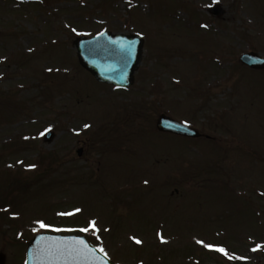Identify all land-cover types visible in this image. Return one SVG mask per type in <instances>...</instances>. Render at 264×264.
<instances>
[{
	"label": "rangeland",
	"instance_id": "374dc122",
	"mask_svg": "<svg viewBox=\"0 0 264 264\" xmlns=\"http://www.w3.org/2000/svg\"><path fill=\"white\" fill-rule=\"evenodd\" d=\"M102 31L145 40L126 90L77 64L73 39ZM250 52L264 56V0H0V252L22 264L35 234L89 228L115 264H264ZM161 114L203 137L159 134Z\"/></svg>",
	"mask_w": 264,
	"mask_h": 264
},
{
	"label": "water",
	"instance_id": "95a60500",
	"mask_svg": "<svg viewBox=\"0 0 264 264\" xmlns=\"http://www.w3.org/2000/svg\"><path fill=\"white\" fill-rule=\"evenodd\" d=\"M220 13V10L213 12ZM75 49L80 66L93 75L99 83L113 85L118 88H127L133 81V72L140 60L142 39L136 36L112 35L102 33L94 38H80L75 41ZM242 64L253 69H264V58L255 54L243 55ZM159 132L171 133L178 136L197 138L199 135L186 126H183L164 115L156 121ZM53 137L48 133L44 141L49 142ZM80 155V151L78 152ZM85 240L77 237H61L51 235H38L30 243L26 255V264H112L98 251L95 257L82 255L73 256L48 255L46 250L53 253L64 242ZM89 249H94L85 242ZM96 250V249H94Z\"/></svg>",
	"mask_w": 264,
	"mask_h": 264
},
{
	"label": "snow or ice",
	"instance_id": "6c2138e0",
	"mask_svg": "<svg viewBox=\"0 0 264 264\" xmlns=\"http://www.w3.org/2000/svg\"><path fill=\"white\" fill-rule=\"evenodd\" d=\"M87 127V125L85 126ZM79 211V210H77ZM65 215H70V214H65ZM91 226L95 225V221L90 222ZM39 227L41 229H48L50 226L44 224L43 222L39 223ZM52 231H71L68 229H59V228H52ZM79 231L81 232H88L89 228H82ZM135 243L139 244L141 241L138 239L135 240ZM210 248V250H215L220 253H223L226 255L225 250L223 248H213V246H207ZM96 251H99L100 253H104V249L100 248L98 250L94 249H89L88 246L85 244L83 240H77V241H72V242H64L60 247H57L55 249V252L53 253L51 250H46V253L48 255H63L67 253L68 255H73V256H82V255H87V256H92L95 257ZM106 255V253H104Z\"/></svg>",
	"mask_w": 264,
	"mask_h": 264
},
{
	"label": "flooded vegetation",
	"instance_id": "af4514ba",
	"mask_svg": "<svg viewBox=\"0 0 264 264\" xmlns=\"http://www.w3.org/2000/svg\"><path fill=\"white\" fill-rule=\"evenodd\" d=\"M10 260H11V258H10ZM7 262H8V263L10 262V261L8 260V258L5 260V264H6ZM12 264H13V262H12Z\"/></svg>",
	"mask_w": 264,
	"mask_h": 264
}]
</instances>
